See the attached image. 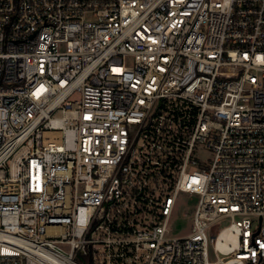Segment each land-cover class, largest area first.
<instances>
[{
    "label": "built area",
    "instance_id": "1",
    "mask_svg": "<svg viewBox=\"0 0 264 264\" xmlns=\"http://www.w3.org/2000/svg\"><path fill=\"white\" fill-rule=\"evenodd\" d=\"M215 263L264 264V0H0V264Z\"/></svg>",
    "mask_w": 264,
    "mask_h": 264
},
{
    "label": "rangeland",
    "instance_id": "2",
    "mask_svg": "<svg viewBox=\"0 0 264 264\" xmlns=\"http://www.w3.org/2000/svg\"><path fill=\"white\" fill-rule=\"evenodd\" d=\"M79 98V95H75L73 99ZM202 159L204 163H207L212 157V153L208 149H203L201 152ZM198 197L191 193H180L178 196L175 209L173 210L171 223L169 225L168 236L176 237L184 235L190 231L192 222H193V211L197 206ZM231 218H224L217 222L213 228L212 232H217L221 228L229 225ZM217 259L216 255L213 252V247L210 248V260L215 262ZM221 264V263H215Z\"/></svg>",
    "mask_w": 264,
    "mask_h": 264
},
{
    "label": "bare ground",
    "instance_id": "3",
    "mask_svg": "<svg viewBox=\"0 0 264 264\" xmlns=\"http://www.w3.org/2000/svg\"><path fill=\"white\" fill-rule=\"evenodd\" d=\"M222 236H225L226 238H229L230 240L234 241L236 240L235 236L229 231L226 230L222 233Z\"/></svg>",
    "mask_w": 264,
    "mask_h": 264
},
{
    "label": "water",
    "instance_id": "4",
    "mask_svg": "<svg viewBox=\"0 0 264 264\" xmlns=\"http://www.w3.org/2000/svg\"><path fill=\"white\" fill-rule=\"evenodd\" d=\"M260 221H262V216L260 217Z\"/></svg>",
    "mask_w": 264,
    "mask_h": 264
}]
</instances>
